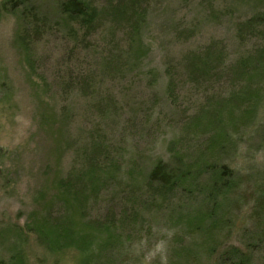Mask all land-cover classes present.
<instances>
[{"label":"rangeland","instance_id":"1","mask_svg":"<svg viewBox=\"0 0 264 264\" xmlns=\"http://www.w3.org/2000/svg\"><path fill=\"white\" fill-rule=\"evenodd\" d=\"M62 1L0 0V261L264 264V0Z\"/></svg>","mask_w":264,"mask_h":264},{"label":"trees","instance_id":"2","mask_svg":"<svg viewBox=\"0 0 264 264\" xmlns=\"http://www.w3.org/2000/svg\"><path fill=\"white\" fill-rule=\"evenodd\" d=\"M12 1V0H10ZM58 9L60 14L66 15L67 17H77L81 16L83 14H86L88 11V7L84 0H64L59 3ZM260 19V18H259ZM258 18L253 19V22H256ZM215 146V145H214ZM183 170H171V168L168 167V165L163 163H157L153 169L150 171V182L157 183L162 190L166 191L170 189H173L175 187H178L181 182H186L188 176H192V170L191 168H187V164H181ZM208 165L206 169H209ZM214 169V167H211ZM222 174H220L222 177L227 176V180H223L221 177H217L213 183V187H216L218 191H221L225 188H231L233 187V183L231 182V171H228L226 167H222ZM190 169V170H189ZM226 169V171H225ZM38 230V229H37ZM42 232V231H41ZM39 236L45 238V234L41 233ZM100 250H105V247L101 248ZM14 261L13 258L9 259L8 262ZM7 261H0V264H9ZM16 264V263H14ZM239 264H243L242 262Z\"/></svg>","mask_w":264,"mask_h":264}]
</instances>
